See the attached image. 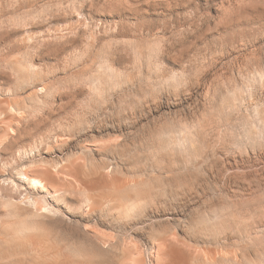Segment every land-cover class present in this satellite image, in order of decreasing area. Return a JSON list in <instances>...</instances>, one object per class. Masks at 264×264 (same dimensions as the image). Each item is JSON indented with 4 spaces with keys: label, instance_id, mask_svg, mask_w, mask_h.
Segmentation results:
<instances>
[{
    "label": "rangeland",
    "instance_id": "1",
    "mask_svg": "<svg viewBox=\"0 0 264 264\" xmlns=\"http://www.w3.org/2000/svg\"><path fill=\"white\" fill-rule=\"evenodd\" d=\"M261 94L264 0H0V264H264Z\"/></svg>",
    "mask_w": 264,
    "mask_h": 264
},
{
    "label": "clouds",
    "instance_id": "2",
    "mask_svg": "<svg viewBox=\"0 0 264 264\" xmlns=\"http://www.w3.org/2000/svg\"><path fill=\"white\" fill-rule=\"evenodd\" d=\"M259 100L262 101V102H264V94H261L260 95ZM209 102L215 103L217 106H220L222 104V99L219 96L215 97V99H213L212 97H209ZM127 227L128 228H132L133 225L132 224H129V225H127Z\"/></svg>",
    "mask_w": 264,
    "mask_h": 264
},
{
    "label": "snow or ice",
    "instance_id": "3",
    "mask_svg": "<svg viewBox=\"0 0 264 264\" xmlns=\"http://www.w3.org/2000/svg\"><path fill=\"white\" fill-rule=\"evenodd\" d=\"M201 2L203 3V0H201ZM193 7H194V5H193Z\"/></svg>",
    "mask_w": 264,
    "mask_h": 264
}]
</instances>
